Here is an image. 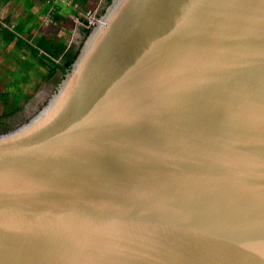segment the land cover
I'll list each match as a JSON object with an SVG mask.
<instances>
[{"label":"water","instance_id":"water-1","mask_svg":"<svg viewBox=\"0 0 264 264\" xmlns=\"http://www.w3.org/2000/svg\"><path fill=\"white\" fill-rule=\"evenodd\" d=\"M0 264H264V0H108L0 131Z\"/></svg>","mask_w":264,"mask_h":264},{"label":"rangeland","instance_id":"rangeland-1","mask_svg":"<svg viewBox=\"0 0 264 264\" xmlns=\"http://www.w3.org/2000/svg\"><path fill=\"white\" fill-rule=\"evenodd\" d=\"M64 1L66 4L63 5L62 11H64L66 17L64 21L56 23L50 18L48 11L45 12L44 8L47 5L40 7V5H36L37 3H34L32 0H0V23L7 25L3 22V19L8 18L9 24L7 26L11 29L20 21L29 19V15L33 14L36 16L35 21H33V18L27 24L32 25V23H36L33 25L30 35H44L47 38L55 35L60 41L70 45L73 49L78 48L83 34L77 25L78 23L75 22L74 18L76 15H73L71 10L72 8L79 9V6L78 4H73L72 7H68L67 3L69 0ZM93 3V5L89 4L87 9L82 12H86L92 8H96L100 12L103 8L104 0H93ZM23 60L24 56L21 54V51L17 50L13 42L5 41L0 33V113L3 109L1 98H3V93L5 92L10 93L11 99L14 95H19V105L23 106L21 111L8 119L7 122L10 124H17L33 113L53 89L50 82L43 83L41 81V77L36 71L38 69L36 68L37 65L32 68L27 65L25 66L28 77L24 80L23 78L26 73L18 71L20 65L18 61ZM22 96H25V99L21 98Z\"/></svg>","mask_w":264,"mask_h":264},{"label":"trees","instance_id":"trees-1","mask_svg":"<svg viewBox=\"0 0 264 264\" xmlns=\"http://www.w3.org/2000/svg\"><path fill=\"white\" fill-rule=\"evenodd\" d=\"M108 0H104V4ZM36 3L47 5L49 9L44 8L45 12L48 11L50 18L59 21H64V12L62 11L64 1L61 0H35ZM73 4H78L79 9H73V15L78 16L79 11L87 9V0H70L68 3L72 7ZM35 16L33 14L29 15V19L22 20L17 23L13 28H9V19H3V22L7 25H2L0 23V33L1 37L7 42H13L17 50L21 51L24 56L23 61H18L19 72H25L27 69L25 66L37 65V74L40 75L41 81L43 83H51L52 87L59 81L63 73L69 67L72 62L77 48L73 49L71 46L66 47L65 44L60 41L55 35H51L48 38L44 35H30L33 25L36 23L29 24ZM35 21V19H33ZM88 29L83 27L82 34L83 37L86 35ZM44 36V37H43ZM28 74H25L23 78L26 80ZM19 95H14L11 99L10 93H3V98H1L3 109L0 113V131L12 127L14 124L8 123V119L14 114L21 111L23 106L19 105L18 101ZM21 98L25 99V96Z\"/></svg>","mask_w":264,"mask_h":264},{"label":"built area","instance_id":"built-area-1","mask_svg":"<svg viewBox=\"0 0 264 264\" xmlns=\"http://www.w3.org/2000/svg\"><path fill=\"white\" fill-rule=\"evenodd\" d=\"M98 14H99L98 9L92 8L91 10H88L86 12L79 11V15L76 16L74 19L75 22L82 24V26L85 29H88L91 25L95 23Z\"/></svg>","mask_w":264,"mask_h":264},{"label":"crops","instance_id":"crops-1","mask_svg":"<svg viewBox=\"0 0 264 264\" xmlns=\"http://www.w3.org/2000/svg\"><path fill=\"white\" fill-rule=\"evenodd\" d=\"M34 3H36L35 2V0H32ZM70 2V0L68 1V3ZM68 3H67V5H68ZM63 4H66V2L64 1V3ZM89 4H94L93 3V0H87V7L89 6ZM36 5H39V3H37ZM43 5L42 4H40V7H42ZM68 7H69V5H68ZM62 9H63V7H62ZM64 12V11H63ZM66 14V13H65ZM70 14V13H69ZM36 17V16H35ZM64 17H66V15H64ZM34 19H36V18H34ZM54 22H56V23H58V22H62V21H57V20H55ZM78 25V27H80V29H81V31H82V29H83V26H82V24H80V23H78L77 24ZM65 44V43H64ZM65 46L66 47H69L70 45H67V44H65Z\"/></svg>","mask_w":264,"mask_h":264}]
</instances>
